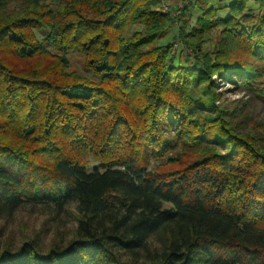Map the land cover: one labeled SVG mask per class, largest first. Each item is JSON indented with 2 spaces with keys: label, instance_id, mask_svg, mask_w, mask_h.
Instances as JSON below:
<instances>
[{
  "label": "trees",
  "instance_id": "16d2710c",
  "mask_svg": "<svg viewBox=\"0 0 264 264\" xmlns=\"http://www.w3.org/2000/svg\"><path fill=\"white\" fill-rule=\"evenodd\" d=\"M161 1L0 0V215L76 210L47 251L0 239V264H264V126L244 113L264 104V0H191L177 64L154 46ZM72 51L99 80L65 71ZM216 72L243 105L218 102ZM178 142L200 157L172 169Z\"/></svg>",
  "mask_w": 264,
  "mask_h": 264
},
{
  "label": "rangeland",
  "instance_id": "374dc122",
  "mask_svg": "<svg viewBox=\"0 0 264 264\" xmlns=\"http://www.w3.org/2000/svg\"><path fill=\"white\" fill-rule=\"evenodd\" d=\"M220 0H217V2ZM229 0H221L222 3L227 4ZM191 0H162L160 4L154 7L158 11L167 13L170 16L167 27L166 34L162 36L155 45H166L171 44V54L175 63L177 64L180 52L183 58L194 60V48L188 46L184 43L181 36L184 21L186 19L180 18L181 13L184 12L185 6L189 5ZM253 3V0L250 2ZM197 12L191 16L190 25L192 26L196 20ZM186 18V17H185ZM144 25L140 22L132 24L124 33L126 39L130 38L136 31H143ZM41 37V34H38ZM205 42L203 43V49L210 52L214 51L217 46V41L219 39V27L213 29L205 37ZM153 45L149 46L151 48ZM69 59V64L65 69L66 72L70 74H77L83 77H88L92 80H99V77L94 75L87 67L88 57L80 51H72L67 54ZM217 72L213 74L212 79L215 81L217 87V97L218 102L225 109L232 110L235 106H241L247 100V96L242 90H238L235 84H233L228 79L218 78ZM247 113V118L249 119L251 130H256L264 126V104L261 102H249L244 108V113ZM240 121V120H239ZM248 121V120H247ZM241 123L242 120L240 121ZM246 124V123H243ZM174 137V136H173ZM179 147L176 152L172 155H178L180 158L176 161H171L167 166H175L177 163L187 164L188 162L194 161L200 157V152L195 146H188L182 142H178ZM169 156L163 158L165 163L167 162ZM163 161V160H161ZM154 162V161H152ZM97 164L94 157H88V165L92 167ZM73 213H76L74 206L70 208V212H66L61 215L59 219L54 217V214L49 211H44L42 207H37V209H32L31 207H25L18 209L13 216L6 217L0 215V239L3 243L12 244L19 247L22 245L23 241L30 238L38 237L43 245L44 251H47L51 245L57 242L58 239L65 237L68 240L72 236L73 229L76 225L74 221Z\"/></svg>",
  "mask_w": 264,
  "mask_h": 264
}]
</instances>
